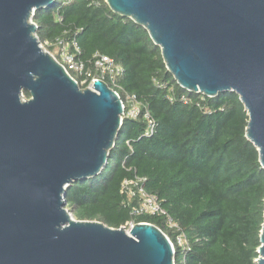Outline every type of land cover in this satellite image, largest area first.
<instances>
[{
	"label": "water",
	"instance_id": "1",
	"mask_svg": "<svg viewBox=\"0 0 264 264\" xmlns=\"http://www.w3.org/2000/svg\"><path fill=\"white\" fill-rule=\"evenodd\" d=\"M55 1L0 0V264H175L157 227L116 230L67 209V189L107 167L123 107L102 81L82 90L41 48L33 16ZM105 2L147 30L181 88L239 96L264 169V0ZM260 242L264 264V225Z\"/></svg>",
	"mask_w": 264,
	"mask_h": 264
},
{
	"label": "trees",
	"instance_id": "2",
	"mask_svg": "<svg viewBox=\"0 0 264 264\" xmlns=\"http://www.w3.org/2000/svg\"><path fill=\"white\" fill-rule=\"evenodd\" d=\"M33 22L41 44L75 40L87 70L97 53L122 66L123 76L109 87L121 99L136 97L157 124L146 138L143 116L124 121L105 170L67 189L73 217L116 230L130 222L153 225L174 245L175 264H258L264 169L247 138L249 116L239 96L210 98L181 88L147 30L114 14L105 0H56L36 11ZM24 97L31 98L28 92ZM137 177L147 180L145 190L166 217L132 215L138 203L121 193V185ZM169 220L181 231L170 230ZM181 234L188 249L177 242Z\"/></svg>",
	"mask_w": 264,
	"mask_h": 264
},
{
	"label": "built area",
	"instance_id": "3",
	"mask_svg": "<svg viewBox=\"0 0 264 264\" xmlns=\"http://www.w3.org/2000/svg\"><path fill=\"white\" fill-rule=\"evenodd\" d=\"M40 46L65 69L66 73L82 90L92 88L97 81H102L108 87L111 85L115 88L117 80L124 74L122 66L117 64L111 58L100 53L94 55L92 61L90 62L91 69L87 70L85 63L78 60V57L81 56V49L75 40L67 41L65 38H58L53 42L40 43ZM112 90L118 95L122 102V124L126 120H137L143 116L147 125L144 137H153L156 133L157 124L148 112L143 114L142 106L136 97L126 95L125 98L121 99L119 93L114 89ZM146 182V179L137 177L125 180L121 185V193L128 199L134 200L138 203L137 206L134 207L132 215L135 217L142 215L151 217H166V211L163 209L158 198L154 195H150L145 190ZM134 226H136V224L134 222H130L123 228L129 232L134 228ZM169 228L170 230L181 231L178 225L174 224L171 220H169ZM177 242L180 246L188 249V243L184 235H179L177 237Z\"/></svg>",
	"mask_w": 264,
	"mask_h": 264
}]
</instances>
